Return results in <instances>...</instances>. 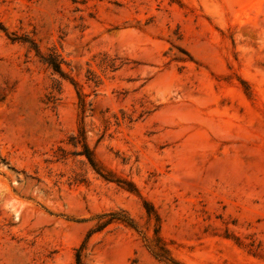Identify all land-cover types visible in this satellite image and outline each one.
<instances>
[{
  "label": "rangeland",
  "instance_id": "374dc122",
  "mask_svg": "<svg viewBox=\"0 0 264 264\" xmlns=\"http://www.w3.org/2000/svg\"><path fill=\"white\" fill-rule=\"evenodd\" d=\"M84 240L83 264H264V0H0V264Z\"/></svg>",
  "mask_w": 264,
  "mask_h": 264
},
{
  "label": "trees",
  "instance_id": "16d2710c",
  "mask_svg": "<svg viewBox=\"0 0 264 264\" xmlns=\"http://www.w3.org/2000/svg\"><path fill=\"white\" fill-rule=\"evenodd\" d=\"M48 65L52 67V69L58 73L59 75L63 76L62 72L60 71L59 69V66L52 62V61H47ZM78 96V99H79V106H80V111H81V114H83L85 112V102H84V99L82 96H80L79 94H77ZM83 155L85 156V158L87 159L88 163L90 164V166L96 171L98 172V169L96 168L95 166V162L91 156V152L88 150L87 146L85 144H83ZM102 176V175H101ZM104 177V176H103ZM106 178V177H104ZM145 204V207H146V210H147V213L148 214H151L153 211L151 209V206L148 204V203H144ZM105 215H101L99 216V218H104ZM154 218H155V221L158 222V216L154 213ZM112 220H115V219H112V217L108 218V219H105L101 222H98L96 224V226L94 227V229L90 230L89 234L90 233H93V232H98L100 230H102L106 225H108ZM157 232H158V227H156L155 229V234L157 235ZM86 240V238H85ZM85 240L82 242V244L76 249L75 251V264H83L82 260H81V252L83 251L84 247H85ZM156 241L158 242L159 241V238L156 237ZM160 250L163 252V250L160 248ZM159 250V251H160Z\"/></svg>",
  "mask_w": 264,
  "mask_h": 264
}]
</instances>
